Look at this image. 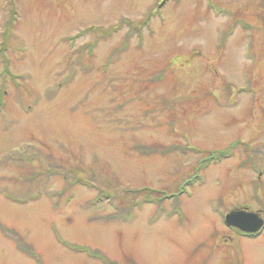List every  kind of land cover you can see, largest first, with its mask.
<instances>
[{"label":"rangeland","instance_id":"1","mask_svg":"<svg viewBox=\"0 0 264 264\" xmlns=\"http://www.w3.org/2000/svg\"><path fill=\"white\" fill-rule=\"evenodd\" d=\"M231 211L264 219V0H0V264H264Z\"/></svg>","mask_w":264,"mask_h":264},{"label":"water","instance_id":"2","mask_svg":"<svg viewBox=\"0 0 264 264\" xmlns=\"http://www.w3.org/2000/svg\"><path fill=\"white\" fill-rule=\"evenodd\" d=\"M225 222L227 225L233 226L243 231L258 232L261 228L262 221L257 214L247 212H230Z\"/></svg>","mask_w":264,"mask_h":264},{"label":"trees","instance_id":"3","mask_svg":"<svg viewBox=\"0 0 264 264\" xmlns=\"http://www.w3.org/2000/svg\"><path fill=\"white\" fill-rule=\"evenodd\" d=\"M70 249L75 252V249H73L72 247H70Z\"/></svg>","mask_w":264,"mask_h":264},{"label":"bare ground","instance_id":"4","mask_svg":"<svg viewBox=\"0 0 264 264\" xmlns=\"http://www.w3.org/2000/svg\"><path fill=\"white\" fill-rule=\"evenodd\" d=\"M28 204V203H27Z\"/></svg>","mask_w":264,"mask_h":264}]
</instances>
